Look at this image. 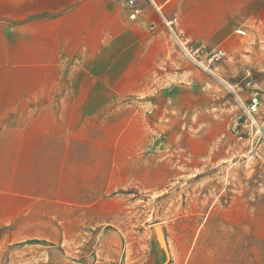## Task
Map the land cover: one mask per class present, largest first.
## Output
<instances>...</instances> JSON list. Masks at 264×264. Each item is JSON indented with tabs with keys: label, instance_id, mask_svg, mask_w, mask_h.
Segmentation results:
<instances>
[{
	"label": "rangeland",
	"instance_id": "1",
	"mask_svg": "<svg viewBox=\"0 0 264 264\" xmlns=\"http://www.w3.org/2000/svg\"><path fill=\"white\" fill-rule=\"evenodd\" d=\"M108 4L126 38L66 76L115 90L114 113L64 131L77 145L34 195L3 173L0 264H264V59L206 47L194 61L154 11Z\"/></svg>",
	"mask_w": 264,
	"mask_h": 264
},
{
	"label": "crops",
	"instance_id": "2",
	"mask_svg": "<svg viewBox=\"0 0 264 264\" xmlns=\"http://www.w3.org/2000/svg\"><path fill=\"white\" fill-rule=\"evenodd\" d=\"M145 7L170 34L173 22L177 34L205 48L228 56L254 50L264 59V0H140L141 13ZM116 18L108 0H0V177L11 178L7 192L34 195L45 163L77 145L64 131L90 129L114 113L115 90L79 88L66 75L70 65L109 61L126 38Z\"/></svg>",
	"mask_w": 264,
	"mask_h": 264
},
{
	"label": "built area",
	"instance_id": "3",
	"mask_svg": "<svg viewBox=\"0 0 264 264\" xmlns=\"http://www.w3.org/2000/svg\"><path fill=\"white\" fill-rule=\"evenodd\" d=\"M139 1L140 0H126L127 5L132 10V13L130 14V18L132 20L136 19L141 13V9L139 8ZM168 27L170 28V32H171V35L174 41L179 45V47L183 50V52L188 57H190L192 60L197 61V58L200 56V54L204 53L205 47L197 43L193 39H190L189 37L177 34L173 29V22L169 23ZM238 34L244 36L245 32L243 30H238ZM216 56L214 58H219V55H216ZM212 60L213 59H211V61ZM258 105H259V98L256 96L252 99L249 107L247 108V114H248L251 126L256 129L258 127V124L254 117V114L258 109Z\"/></svg>",
	"mask_w": 264,
	"mask_h": 264
}]
</instances>
